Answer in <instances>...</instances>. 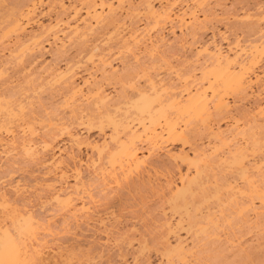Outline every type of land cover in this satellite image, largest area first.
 <instances>
[{
	"label": "bare ground",
	"instance_id": "obj_1",
	"mask_svg": "<svg viewBox=\"0 0 264 264\" xmlns=\"http://www.w3.org/2000/svg\"><path fill=\"white\" fill-rule=\"evenodd\" d=\"M136 1H138L137 4H135ZM183 1L182 0H135V1L134 0H0V6L1 8L4 9L3 12L5 11L4 13H2L0 10L2 16H4L2 17L0 15L2 17V19L0 17L1 19L0 23L3 20H5L3 21L4 23L6 22L5 27L3 23L0 24L1 25L0 32L2 30L5 31L4 29L6 28L8 30V31L6 30L7 32L5 31L6 32L5 36L3 34L2 35L0 34L1 35L0 39L1 37L2 39H4L6 35L8 37H11L9 36L11 34L14 35L13 36L14 38L11 37L14 40L13 42H10V43L6 42L5 47L3 46L4 44L3 43L1 45L3 46V48H1L0 46L1 48L0 50H2L3 52V53L2 52L0 53L1 54L0 55V78L1 77L3 78L6 74L9 73L8 72L10 71L9 65L14 64V62H16L15 60L21 63V67L23 64H27V66H24L23 68L20 69V70L23 69L22 73H26V77L25 76L24 77L27 81L23 80L21 83L19 81L20 84L15 81V83H17V86H15L14 84L12 85L11 82H9V77H8L9 75H7L8 77V78L6 77L7 79L5 78L3 79L4 81L1 79L3 83L1 82L2 84L0 87L7 85L6 83H9L12 85L11 87L12 90L10 89L11 94L8 96L4 97V95L0 94V115H2L0 116L2 117L0 119V145L5 146V147L8 146L7 148L10 149V152L12 151L13 153H15L14 151H17L21 153L20 156L17 154L18 157L15 153L16 155L15 157L19 158L23 156V158H25L24 160L29 159L31 161V164H35V165L36 163H38L37 165H40L41 166L40 168L42 170H45L44 172L42 171L45 176V177L43 176L44 179L43 178H41V180L39 179L40 183L43 182L42 183L43 185L42 184L40 185L42 187L41 189H44L49 192V199L44 200V201L48 202L49 200V202L46 203L47 205L51 203L52 201L51 207L53 208V204L55 205L54 206L56 209L55 213L57 214H55L54 211L51 210L52 208L51 209L48 208L49 209L48 212L52 211L49 213H52V214L54 213L53 214L54 217L59 216L61 218L60 221H62L61 222L62 224L63 223L65 224L66 222V225H67V221H71V222L73 221L75 223H77L80 220L81 221L84 220L83 222H85V220L87 221L88 219L86 216L88 215L86 214L90 213L87 207L89 206L87 202L91 201V200L89 201L87 200L93 195L95 196V197L93 196L92 198L93 200L94 198L98 197V195L100 196L102 194H103L102 195V198H103L104 195L106 194L105 192L109 191V193H111L110 191L111 189L113 191V188H119V190L123 188V191L125 189H127L128 191H132L133 189L134 191V189L136 188V190L139 191V188L142 187L141 186L142 182H144L143 178L145 177H143V175H140L141 177L137 176V177H140V179L130 181L129 176L133 175L132 171L139 169V166H141V163L143 162L141 160H143L144 158L142 157L143 159H141L140 152L143 151L145 147L143 145L144 147L143 148L140 145V143L145 144L146 150L148 151L150 155L151 153L153 154V152L155 153V151L161 150L162 148L161 146L166 144V142H169V144L180 143L182 146L183 145L185 146V143L187 142L192 143V145L189 143V145H191L189 149L192 150L190 152V155L187 154L188 152L187 153L183 152L181 147L178 151H175V152L168 151V150H167L168 152L167 151L165 152L166 153L165 159L167 158L168 164L164 166L166 161L164 163L162 161L163 164L161 163L162 164L161 167L163 166L165 168L163 169V172L165 170L167 177H165L166 179L164 180L165 182L163 181L164 182L163 185H161V183L158 182V180L157 182L160 184L159 185H157L156 183L155 184L157 185L158 188L160 186L159 188L160 190H161V186H163L162 189H166V193L169 196L165 195L164 193L165 191L162 192V190L160 191L161 194L160 193L159 194L166 196L167 200L169 199V201L167 202L166 200H164L165 199L164 197L163 200L161 201L163 203L164 201L167 202L165 203V205L167 204L169 210L166 208L167 206L166 207L164 206L166 208L165 210L163 209L164 211H161V210L158 211V212L161 211L160 214H158L160 216H157L158 217L157 219L155 218L156 216H154L156 220L154 221L155 224L153 222V225L155 226V227L153 226V228L154 230H156L155 231L156 237H153L151 235L149 237H153L154 239L152 238V240L154 241L156 240V241L151 242V240H149V244L151 243V246H149L148 243L144 241L145 240L144 236H142L143 242L141 238H138V239H141V241H138V239L135 238L139 243V244L138 243L136 244V246H138V248H136L132 242L134 241V239L131 241L132 238H130L129 235H126L129 237V239H127V244L129 245V247L133 245L137 249V252L135 251L136 249L133 250L135 251L137 255V256L133 255L134 258H138V256L141 257L142 255H144L145 251L147 252L150 250V248L152 249L153 247H156L157 249L155 250L154 248L153 250L161 251L158 253L162 258H164L163 262L164 263L166 262L165 264L167 263L175 264V261L176 263L178 261L179 264L180 263L189 264V258L192 256L194 249L198 247L202 248L206 244L207 246L206 245L205 246L207 248L206 247L204 248L208 249L206 251L209 252V249L212 248V246L210 245V243H212L211 241L219 242L220 240L226 239L227 243L228 242L230 243V241H228L229 238H227L229 237V235H227V237L225 236L226 237L225 239H222L219 236V234L217 235L216 233L218 229L220 228V225L218 222L220 220L224 221L225 218H226L225 221L228 219L227 216L229 213L227 212V209L225 208L226 204L228 205L227 206L228 208L233 207V209L236 212L238 211L239 213L238 215L242 216L241 213L246 214L245 216L243 214L245 218L242 216L245 220H246V216L247 218L249 216L247 214H250L248 213L249 211L254 213V215H251V217L254 216L253 219L256 218L255 220H257L259 213L256 212L257 208L254 207L253 202L255 200L256 201L258 200L259 202V205H257L258 207L257 210L264 209V96H263L264 89L262 88L263 86L260 83L261 82L260 78L262 74L261 76H259L260 74L258 75L257 73L253 72L254 68H256L257 64H259V61L263 60L261 59V57H263L264 55V3L262 2L263 4H260V2H258V3L252 4V6L255 5L254 6L256 9L255 13L254 14L248 13L249 16L252 15L250 17L251 19L247 21L248 23L244 25L242 23V26H238L240 28L237 27L239 29L240 35H237L238 33L237 34L235 33L234 37L235 36L237 37H235L232 41L225 40L226 42L227 41L229 42V43L225 42V46L227 44V47L225 48V47H222V45H220L221 43L219 44V42L218 43L216 42L217 40H215L213 31L210 37H208L209 38L208 40H202L203 38L202 39L195 38L199 36L198 34L204 33L202 31H205V28L208 26V24L211 23L210 16L212 15V11L214 10V9L212 10L211 8L213 7L216 8V6L214 5H217L219 12L222 13L221 14L222 16L226 14H230L229 13L230 9H227L228 6L225 7V5H227V3L225 4V0H217L216 3L218 4L212 3L214 5L213 7L210 5L211 6L210 10H209L210 6L207 5L208 10L205 12H203L202 9L206 10L205 8L207 7L205 6V8H203L202 6L201 8L200 5H203V4L206 5L205 3L208 0H191L193 2L195 1L196 6L198 5L201 8L200 9L202 12V13L200 12L201 14L198 12H197L198 14L194 12L196 8L195 9L193 8V11L188 10L187 8L185 9L178 8L177 10L176 7H179L177 6L178 5L177 3L180 2L179 4H181ZM203 1H205V3H203ZM211 1L215 2L216 0L215 1L211 0ZM247 1L244 0L242 2H239V1L238 2L248 3ZM155 2L156 3L158 2L157 4L158 6H156ZM195 2H194V5H195ZM198 2H200L201 4ZM44 5H46L45 6L46 9H44L45 12L48 11L50 14L51 12H53V16L49 17L47 22L45 21L46 24H43L36 19L37 10L41 9L39 7H43ZM174 7L176 8L177 12L176 11L174 12L175 10ZM251 10L252 11H248V12H253V9ZM45 12L44 13L42 12V15H41L42 17H45L43 16V15H46ZM207 12L211 13V15H209V13L207 14ZM215 12H213V14ZM38 13L39 14L37 18H40L39 10H38ZM50 14H47V15L50 16ZM248 15L246 14L243 17L244 18L245 16L249 17ZM208 19H209V22H207ZM139 20H141L143 23L141 27L138 26V22L141 23ZM206 22L208 23L207 26H206ZM226 23H227V20H226ZM151 25L153 28L152 30H154V32H152L151 35L149 34L147 35L146 32L148 30L146 29ZM229 26L230 25H228V27ZM2 27H4V29H2ZM33 27H35V29ZM234 27L236 28V24ZM231 29L233 28L231 27ZM233 30H236V29H233ZM221 34H224L222 36H225V32L224 33L221 32ZM241 34H243V36L245 37H243ZM219 36H220V31H219ZM227 36L228 35L226 34L225 36L226 39L229 37ZM239 36H242V38H245V40L241 38L239 39ZM107 37L110 39L112 38L111 40L113 42L114 41L116 42V43L114 42L115 43L114 46L120 47L119 50L123 48L125 50L124 51L122 49L123 52H126V51L129 52V53L126 52L128 53V56H129L127 57V59H130L132 62L130 64V60L127 61L126 57H125V61L129 62L130 66H133L134 64L133 70H134L135 75L132 74L133 75L132 76L131 73H128L130 70L128 68L129 70L128 72H126V76L128 77L129 75L130 77L127 78L124 75L125 78L128 79V80L126 79L127 81H125L124 76L123 77L119 76L120 72H118V69L116 68L117 66H114L112 64L111 62L112 60H110L108 56L106 58V55H108L106 54L107 52L104 53L105 50L99 49V47L102 46L100 42L103 40L106 41L105 39ZM220 38L222 37L220 36ZM225 38H222V39H225ZM222 39L221 41H224ZM108 41L109 42H106V43H108L110 45L109 47L112 48L113 45L110 44V40ZM176 45L179 48H177ZM114 46L113 48H115ZM174 46H176L175 48H177V51L178 49L180 50V52H178V56L180 53V60H181V56H183L184 54V53L183 54L181 53V49L186 48L185 50L187 51V52L185 51L187 54L186 53L184 54V57L182 58L180 62L178 59L176 64H173V62L171 63L172 67H170V69H174V71L172 70L174 78L172 77L168 79H163V78L159 79L158 77V79H156L155 76H157V74H155V76L153 75L154 78L151 76L152 74L149 75L150 72L148 74L147 67L151 66L154 68L155 66H157L156 63H155V66H153L152 64L151 65L148 64L147 67L146 66L144 67L143 65H147V64H144L143 62L142 66L146 69V71L142 73L143 71L142 69L144 68L141 67V64H140V67L142 69L139 67L141 69L139 70L141 72L139 70L137 72L138 68L136 67L139 66V64L137 63H139L138 61H140V59H143L141 58V56L143 57L145 54V58H146V55H147L149 57V59H147L148 61H150V57H152L151 61L153 60V63H154L153 56L154 54H156L158 49L165 47V51L167 50L170 51L169 54H171L172 56V53L175 54ZM75 47H79L77 48L78 52L76 51L77 54H75L78 57L79 61H81L79 59L81 57L82 58L84 57V60H86V58L87 60H89L90 66L88 68L86 66V69H85V67L82 66L83 64H80L79 61L73 58L75 60L74 62V60L70 56L71 59H68V60L66 59L64 61L65 64L63 68L56 66L57 64H54L56 67L54 66L52 68H49L50 66L48 65L49 67L47 66V68L43 69V71H42L41 65H39L41 66L40 68L39 66H37L38 70L36 69L35 63L37 59H39L43 55V53H49L52 56V58H55L53 60L55 61L57 60V57L62 58V56L68 54L69 51H71ZM108 48L106 50H111L110 48L109 49ZM82 53H84V56H79V55H82ZM157 54H156L155 60L159 58V56L157 57ZM125 56H127V54ZM171 56H169L168 59ZM24 57L30 58V60H26L25 61L26 63H24L23 62V60L25 59ZM114 58L116 59L117 57H115L114 55ZM84 60H82V62H84ZM125 61L123 62L126 63ZM133 61H135V63H133ZM18 62L17 64H19ZM123 62L119 64L121 65ZM75 64L76 66L77 65L82 66L83 70L85 69L83 71L85 73L84 74L85 76L80 77L78 73L73 70L77 68L75 67ZM135 64L138 66L135 67ZM163 64L167 65V63H163ZM130 66L126 65V67H130ZM151 67L149 68L151 69ZM39 69L41 71H39ZM120 70L121 68L119 67V71ZM131 71L132 70H130V72ZM151 71H154V70H151ZM145 72H147L148 78L146 77ZM143 74L145 76H142ZM139 75H141V77ZM263 75H264V72H263ZM42 76H45V77L42 78ZM138 76L140 78L143 77V82H145L146 87L144 85L142 86L139 84H138L139 87H136L138 83V78H139ZM97 78H99L100 80H98ZM14 79L15 78H13V80ZM102 80L104 81L110 80L112 83H113L112 80L114 81L117 80L118 82L124 81L125 83L127 82V84H129V85H126L125 88H129V86H131L130 89L132 87L135 89V94H133V97L135 98L133 99H136V101L132 100V102L134 103L132 104L133 111L131 113H128L127 111L124 112V110L122 113L120 112L121 110L120 106H122L121 104H125V105L126 103L129 104V101H130L129 98L130 97L132 98V96L130 97L126 96L125 88H124L125 93H122L123 91L120 92L121 94L119 93V91L118 92L115 91L114 94L108 93L104 90L105 88H103V85L101 84ZM23 82L25 84H27V82L28 83L31 82L30 84L32 85H30V88L28 86L26 88L27 90L28 89L30 90L33 84H34V87L36 86V88H38L37 86H40L39 89L41 88L42 90H43L42 85L44 86V84H46L45 86L47 85L52 86L51 88H54L55 92L58 95L59 94L62 95L64 101L63 100L61 101L64 102V104L66 105L65 108H67L68 117L73 116L71 117V118H74V119H71L73 121H68L69 120L68 117H66V119L68 120L65 121L64 116H63L64 118L62 117H60V119L56 118L57 121H53L56 119H54V117L52 116L51 118L53 119L52 121H50L51 119L50 120L49 118H47L48 120L46 119L48 115L47 114L45 119L47 120L48 123L50 122L52 125L50 124L49 125L50 128L48 129L46 128V126L48 127L47 123H46V126H43L41 124L42 127L38 130V128H36L35 127L36 125L34 124L37 122L38 120L37 118H39L37 115H40V114H37L35 117L36 110H35V113H33L34 107L31 106L33 110H29L27 113H24L22 106L20 105L17 106L16 104L17 106L16 109L14 108V106H11V104L14 105L13 104L14 102L10 101L12 99H9V98L13 97L16 94L15 91L18 90V86L22 85ZM36 83H38V85ZM123 85L125 86V84ZM115 87H116V84H115ZM140 87H143V88L145 87V88L141 89ZM20 88L21 86H19V89ZM51 88H50V91H52ZM133 88H132V91H134ZM24 89H25V86H24ZM54 89L52 91L53 93L50 92L48 94L51 95L52 93L53 95ZM4 90L3 92H5ZM26 92L25 94L27 95L29 91L27 93ZM58 95L56 96L59 98H62L61 96H58ZM231 95L235 99L233 104L231 102L232 105H235V104L240 105L239 102L241 100L244 101L246 97L248 98L252 96L253 98L252 101L254 102H252L253 104L252 107L251 105H249L251 109L247 107L246 109L245 106H243L245 109H243L242 107L241 108L243 111L244 110L245 111L244 113L243 112L241 113L240 110L239 112L237 111L239 107H237V109L236 107H233V106H232L233 108L229 107L228 100ZM23 97L24 96L22 94L21 98ZM62 104L63 103H61V105ZM125 105L123 107H126ZM11 108L12 109L14 108V110H12ZM45 108L44 110H46ZM230 108H232V110ZM41 111L43 110L41 109ZM223 111L226 112L230 116H233L232 113H241L240 119H236L240 121L238 123L233 122V121L228 122V124L224 123L226 125V126H223L224 128H221L220 125H214V123H212V120L214 119V117H215L214 121L217 119L216 117L218 118L220 117L219 119L221 121L223 120L222 118L224 117H225L224 119H228L226 118L227 114H225L226 116H222L224 114ZM126 112L128 114H126ZM245 112H247V114H245ZM113 113H116V114L120 113L119 114L120 116L124 114L125 115L121 116L120 118V116L116 114H114L113 116ZM44 114H45V111H44ZM243 114L244 116H242ZM248 114L251 115L250 117L251 119L249 118L250 115L248 116V119H247ZM238 116L234 115V117H237V118ZM245 117L247 121L245 120ZM231 119L232 117H230V120ZM241 119L243 120V123H241L242 125H239V123L242 122ZM52 122H55V123H52ZM218 123L220 124V122H217L216 124ZM73 125L74 126L76 125L77 128L79 127L78 125H80L81 131H78V132L75 131L77 128L75 129ZM45 128H46V131L44 132L43 130ZM15 131L17 132L21 131V134L24 136L23 137L22 135L19 136L20 133L19 132H18L19 134L17 132L14 133ZM39 131L43 132L44 134L40 133V135H38ZM81 132L84 133L85 136ZM92 132L95 135H97V138L93 139L92 138L93 136L91 137ZM2 133L6 135H10V137L12 136L11 139L8 138L9 141L7 140V142H3L6 140H4V138L1 137L3 135ZM16 134L21 138L20 140H18L19 137L18 138L14 137V135ZM204 134L209 139L212 140V141L211 140L209 141V145L207 144L208 141L205 143L207 144V146L204 144H201V142L203 141L202 139L205 137ZM202 135H203V138L201 139L200 137H202ZM237 136L238 137L246 136V139L244 140L243 139L244 137H243L242 138L243 142H241L242 139L240 137L238 139V140L241 139L240 142L239 141L235 142ZM5 138L7 139V136ZM61 142L63 144L65 143V147L60 149L58 148V143H61ZM81 148L89 150L90 151L89 153H91L90 155L95 157L94 159L93 158L91 159L90 157H89L90 159L86 158L88 159L87 160L88 163L87 161L85 162L87 163V165L89 164L88 168H91V171H87V174L85 171H84L85 174L82 172V170L84 169L82 165H84V163L82 164L81 162L82 161L80 159L81 155L79 154L80 156L79 157L78 153L76 154V152L81 151ZM55 150L57 154L54 153ZM43 152H47V154H49L48 152H52V154L50 153L51 156L47 155L48 158L45 159L47 156L45 157L46 154L44 153L45 158L43 157L44 158L43 159L42 158L43 155H41L43 154ZM23 158H20L19 160L22 162ZM16 159L15 160L12 159V160L16 161ZM12 160L11 162H13ZM19 160L18 162L17 161L16 162L19 163ZM175 161L179 162L180 165H183V166L185 165L186 167L184 169H181L179 164L178 165L176 164L173 167L174 163H177ZM171 162H174L173 165L171 164ZM219 163L227 164V167L226 165H223L224 169H223V166L220 164L223 170H227V171L222 170L223 172L221 175L225 174V172L228 173V171L229 173L224 175L225 178L224 176L222 177L219 176L220 175L219 174L218 175L219 178L221 177L222 179L212 177L211 178L213 181L212 182L206 176V173L209 172L210 169L215 171L217 169L216 166H218L217 164ZM212 165L213 166L215 165L214 167L216 169H213ZM150 167H148L149 170H147L146 168L145 172L147 174L149 171H152L151 169L152 167L151 168ZM157 168L155 169L157 170ZM7 169H6V173L8 177L9 172H7L8 171ZM84 170H87V168H85ZM220 171L216 173H221ZM69 172H71V174H69ZM31 175H33V173ZM68 175L69 176L72 175L73 178L72 177L70 178L71 180L73 179L74 181L72 184L63 186L62 184H66L65 182H67L66 180L67 178H69ZM163 175L165 174L162 173V177ZM214 176H217V175H214ZM172 177H173V180H175L174 177L176 178V181H178V184H175L174 183L175 181L174 182L172 181ZM233 177H237L238 180H241L243 184L242 185L241 183L239 184L240 181L236 184L237 181L235 180L234 182L233 179L235 178ZM213 179L215 180L217 179V181H214ZM218 180H221V181L219 182ZM153 182H155V180ZM144 183L147 186V182H144ZM91 184L94 186L93 188H89L91 187L90 186ZM0 186L4 187L5 185L4 186L0 185ZM36 186L39 187L38 185ZM12 187H14L13 184H12ZM150 187H152L153 189L154 185ZM220 187L225 188V190L223 189V191H226L224 193L227 194V195L225 194L226 195L225 199L221 198V197H224L225 195L223 194L224 195L223 196L222 192H220L222 191L220 190ZM142 188H146V187H142ZM158 188L156 189V192H159ZM20 189L18 191L16 189H15L16 191L14 189L12 190L15 191V194L20 196V194H18ZM90 189H93V190H90ZM8 191L6 190L5 192V190L0 189V264H90L89 260L85 261L83 259L86 253L82 257L83 263H81L82 260L79 254L83 255V252L79 251L78 249H77L78 251L76 250V248H78L79 245L75 248V250H76V254L77 252H80L78 254L80 259H78V255L76 256V254L74 253L75 252L74 249H72L75 246L74 247L71 246L72 248L70 251H69L70 247H68L69 245L68 246L60 245L63 249V250L61 249L62 251H64L66 247L69 248L65 250L64 252L59 251V248H61L60 246H57L58 250H55L56 247L53 248L51 246L52 243L49 244L50 241L48 239V236L50 237L51 236L50 233L52 232L51 231L47 235V233L50 231L49 229H46L48 228L47 226L49 225V223L47 222V226H46L45 224L46 222L45 223L43 222L45 220L44 219L42 221L44 225H42L41 223L42 219H40L42 216L41 217L38 216L39 218L37 217V215H39L40 212L34 215L32 209H31L32 211L31 212L24 207L25 204H26V207L28 206L25 200H23L24 203L23 201L22 202L18 201L17 199L18 196L15 194L13 195L14 198L11 196H8L7 195ZM92 191H93V195L90 196L89 193L92 194ZM10 192H12L13 194V191H10ZM125 193H128V192L125 191ZM84 195L87 196V199H84ZM157 197H159V195H157ZM20 199H23V198H20ZM96 199L94 201H96ZM211 199L214 201L217 200L218 205L220 204L219 202H223L224 206L222 205L223 204L222 203L221 207L222 208L224 207L226 211H224V208H223V211L220 209L219 210L220 212L219 211L217 213L214 212L215 214L219 216L215 215L213 211L211 212V210H207L204 213H200L201 212L200 210L202 208H200L198 212V208L200 206L202 207L201 203H206L209 200L211 202H214ZM44 201L41 199V202L39 201V203H42ZM224 201H226V203ZM46 204H42L41 207L46 208L43 206ZM159 205L156 204L155 209ZM206 206H208V204ZM166 212H169V214H167ZM226 212L228 214H226ZM49 213H46V214L48 215ZM58 213L61 216L58 215ZM174 214H177V217L175 216L176 217V218L174 217L175 220L172 221V216H174ZM42 218H44V215ZM96 218H97V215H96ZM244 219H242L243 221L242 220L241 221L244 222ZM248 219L249 221L248 222L245 221L244 222L245 224L247 223L249 224L250 221L252 222L254 221L253 219L252 220H250V218ZM100 221L102 223V220ZM73 222L71 224L72 226H73ZM80 223L81 222H79V224ZM226 225H229V223ZM104 226H103V230L105 233L107 231V227L105 228ZM50 227L51 226H49V228ZM60 227L62 226L60 225ZM252 227L253 226H251V229ZM75 228L76 227H74V229ZM256 228L254 230H256ZM151 229H149V231ZM73 231L70 230L69 232H73ZM180 232L185 233L186 235H188L189 238H191L192 240L191 245L190 243L188 245L187 243L188 241L186 237L183 238L180 236L181 234ZM54 233H55V230H54ZM54 233L52 234L55 235ZM117 234H118V231H117ZM123 234L124 233L119 234L120 240H122L121 238H123ZM104 235L108 236L106 235V233ZM261 235L262 234L258 236L259 238L256 237L257 241L260 240ZM218 236L219 238H221L220 240ZM116 237H113V238H116ZM262 238H264V236H262ZM262 238L261 240H263ZM110 239H107V240L110 241ZM46 240L48 243L46 242ZM115 240L116 242L118 241L117 239ZM207 240H208V243L205 242ZM106 241L104 240V242ZM220 242H223V241H220ZM229 243L225 244L224 242L223 244H225V246L228 245L227 247L231 251L233 247H232V243L230 244ZM261 243L262 242H260V245H262ZM107 244H103V246L104 245L108 246ZM223 244H220V245L224 247ZM252 244H253V241H252ZM208 245H210L211 248H208L210 247ZM227 247L224 248L225 250L224 249L223 250L226 251L227 249L228 251L229 249ZM217 248L221 249L222 247L220 246ZM236 248L239 249L240 247H236ZM260 248H263V247H260ZM79 249L81 250V247ZM202 249L201 250H199V248L197 249L198 253L199 251H201L199 253L201 254V256L204 254V251H205V249L204 251ZM99 253H101V250ZM97 256L98 255H96V257ZM75 257H77V259L80 262H78V260L75 261L76 259ZM249 257H250V254H249ZM85 258L87 257L85 256ZM147 259L144 258V261L141 260L142 262H137V259H134L136 261H133V262L134 264H137V263L152 264L150 260L148 261ZM90 260H93V259H90ZM192 263L193 262H190V264ZM196 263H197V260H196ZM157 264H162V262L161 263L157 262Z\"/></svg>",
	"mask_w": 264,
	"mask_h": 264
},
{
	"label": "rangeland",
	"instance_id": "obj_2",
	"mask_svg": "<svg viewBox=\"0 0 264 264\" xmlns=\"http://www.w3.org/2000/svg\"><path fill=\"white\" fill-rule=\"evenodd\" d=\"M135 1V0H134ZM183 1V0H182ZM186 1V2H185ZM215 1V0H214ZM227 1V2H226ZM242 2V1H244V0H225V4L227 3V5H225V7H227L228 6V8L227 9H230L229 11H227V12H229L230 14H226V15H224V16H222L221 14L222 13H220L219 12V9H218V7H217V5H214L216 2H217V0L215 1V2H213V1H211V0H208V1H206V3H205V1H203V3H205L206 5H204L203 3V5H200L201 3L200 2H198V3H200L199 5L201 6V8H202V6H203V8H205V6L207 7V8H205L206 10H204V9H202L203 10V12H205V11H207L208 10V6L207 5H211L212 7H213V5L214 6H216V8L215 7H213V8H211V6L209 7V10H210V8L213 10L212 11V15H211V13H209V12H207V14L209 13V15H211L210 16V24H208L207 22H209V19H208V21L206 22V26H207V24H208V26L205 28V31H202V32H204V33H200V34H198L199 36L198 37H195V38H203L202 40H208L209 38L208 37H210V35L212 34V31L214 32V37H215V40H217L216 42L218 43L219 42V44L220 45H222V47H227V44H226V46H225V40H228V41H232L235 37H237V36H235L234 37V35H235V33L237 34V35H240V33H239V29L238 28H240V27H238V26H242V23H243V25L244 24H246V23H248L247 21L249 20V19H251L250 17L252 16H249L248 15V13H255V5H253L252 6V4L254 3H258V2H260V4H263L264 3V0H245V1H247L248 3H239V2ZM137 2L138 1H136L135 2V4H137ZM191 2V3H190ZM195 2V1H194ZM194 2L193 1H191V0H188V2H187V0H184L181 4H179V3H177L178 5L177 6H179V7H176L177 8V10H178V8L179 9H185V8H187L188 10H191V11H193V8L195 9V13H200L201 12V8L197 5L196 6V2H195V5H194ZM229 2V3H228ZM234 2V3H233ZM263 2V3H262ZM156 3V2H155ZM184 3H186V4H188V5H186V4H184ZM193 3V4H192ZM197 3V4H198ZM212 3H214V4H212ZM233 3V4H232ZM158 4V2L156 3V6H158L157 5ZM184 4V5H183ZM216 4H218V3H216ZM231 4H232V6H231ZM243 4V5H242ZM247 4V5H246ZM182 5V6H181ZM242 7H241V6ZM46 5H44L43 7H39V8H41V9H38L39 11H40V18H37L38 17V10H37V17H36V19L39 21V22H41V23H43V24H46V22L48 21V19H49V17H52L53 16V12H51V14L48 12V11H46L45 12V10L44 9H46V7H45ZM181 6V7H180ZM186 6V7H185ZM189 8H188V7ZM248 6L249 7V9H248V7L246 8V7ZM0 8H1V6H0ZM175 8V7H174ZM176 8H175V10H174V12L176 11L177 12V10H176ZM192 8V9H191ZM244 10H243V9ZM246 8V9H245ZM243 11H241V10ZM248 9V10H247ZM251 9H253V12H248V11H252ZM1 10V12L2 13H4L3 12V8H1L0 9ZM215 10H216V12H215ZM240 10V11H239ZM247 10V11H246ZM44 13H46V15H43V16H45V17H42L41 15H42V12ZM1 12H0V15L2 16V14H1ZM211 12V11H210ZM213 12H215L214 14H213ZM217 12H218V14H220V15H218L217 14ZM197 13V14H198ZM202 13V12H201ZM200 13V14H201ZM47 14H50V16L49 15H47ZM248 15L249 17H247V16H245V18L243 17L244 15ZM5 15V14H4ZM208 15V16H209ZM218 15V16H217ZM0 16V17H1ZM214 16V17H213ZM217 16V17H216ZM226 16V17H225ZM2 17H4V16H2ZM2 17H1V19H2ZM213 17V18H212ZM228 17V18H227ZM247 17V18H246ZM225 18V19H224ZM0 19V20H1ZM221 19H223V20H221ZM213 20V21H212ZM215 20V21H214ZM221 20V21H220ZM226 20H227V23H226ZM231 22H230V21ZM3 21H5V20H3ZM3 21H1V23L0 24H2L3 23V25H4V27H5V24H6V22L4 23ZM46 21V22H45ZM141 23H139L138 22V26L139 27H141L142 25H143V23H142V21L141 20H139ZM223 22V23H222ZM241 22V23H240ZM232 23V24H231ZM239 23V24H238ZM235 24H236V28L234 27L235 26ZM2 25V26H3ZM210 25V26H209ZM228 25H230L229 27H228ZM211 26H213V27H211ZM263 26V25H262ZM4 27H2V29H4ZM150 27V28H149ZM146 30H150L149 32L147 31L146 33H147V35L149 34V35H151L152 34V32H154V30H152L153 28H152V25L151 26H149ZM209 27V28H208ZM226 27V28H225ZM231 27L233 28V29H236V30H233V29H231ZM238 27V28H237ZM0 28H1V25H0ZM34 29H35V27H33ZM214 29V30H213ZM217 29V30H216ZM228 29H230V30H228ZM5 31L7 30V28L6 29H4ZM204 30V29H203ZM225 30V31H224ZM1 31L0 32V34L2 35H4L5 36V34H6V32L8 31ZM218 31V32H217ZM219 31H220V36L222 37V38H225V36H226V34L229 36H227L228 38L226 39H222V38H220V36H219ZM231 31V32H230ZM236 31H238V32H236ZM5 32V33H4ZM221 32H225V36H222V35H224V34H221ZM231 34H230V33ZM234 32V33H233ZM216 33V34H215ZM230 35H229V34ZM11 34V33H10ZM202 34V35H201ZM0 35V36H1ZM8 35H9V33H8ZM242 36H243V34H241ZM9 36H11V37H13L14 35L13 34H11V35H9ZM233 38H232V37ZM242 36H239V39L241 38V39H243V40H245V38H242ZM11 37H8L7 35H6V37L5 38H7V39H2V37H1V39H0V46L3 44V46L5 47V45H6V42H13L14 40H13V38H11ZM243 37H245V36H243ZM10 38V39H9ZM108 38V37H107ZM107 38L105 39L106 41H101L100 43L102 44V46H100L99 47V49H101V50H105L104 51V53H106V54H108V55H106V58H107V56H108V58L110 59V60H112L111 62H112V64L114 65V66H117L116 68L118 69V72H120L119 73V76H126V72H128V70L130 69V70H132L131 72H130V70H129V72L128 73H131V75L133 74V75H135L134 74V64H133V66H130V64H131V60L130 59H127V57H129L128 56V51H126V52H128V53H126V52H123L122 51V49L123 48H121V50H119V48L120 47H118V46H114V44L116 43L115 41V43L110 39V38H108V40H110V44L111 45H113L115 48H113V46H112V48H110L109 46V44L108 43H106V42H109L108 40H107ZM232 38V39H231ZM221 39L222 40H224V41H221ZM231 39V40H230ZM2 40V41H1ZM7 40V41H6ZM11 40V41H10ZM115 40V39H114ZM243 40H242V42H243ZM111 41H112V43H111ZM227 41V42H228ZM102 42H104V43H102ZM226 42V43H227ZM9 43H7V44H9ZM105 43H106V45H105ZM229 43V42H228ZM179 45V44H178ZM3 46H1V48H3ZM177 46V45H176ZM176 46H174V48L176 47ZM102 47V48H101ZM110 48L111 50H106L107 48ZM0 48V49H1ZM77 48H79V47H75L74 49H76V50H74V49H72L71 51H69V53L68 54H66V55H64V56H62V58L61 57H57V60H55V61H53L55 58H52V56L49 54V53H43V55L39 58V59H37V61H36V63H35V67H36V69L38 70V68H37V66H39V65H41V66H39V68L41 67L42 68V71H43V69H45V68H47V66L49 67V68H52V67H54L55 65L54 64H57L56 66H58V67H61V68H63L64 67V64H65V60L67 59H76L77 61H79L78 60V57L75 55V54H77V52H78V50H77ZM108 48V49H109ZM163 48H164V50H163ZM163 48H160V49H158V50H160V51H158L157 50V52H156V54H157V57L159 56V58H157L156 60H155V57H156V54H154V63H153V60L151 61V58L152 57H150V61H148L147 59H149V57L146 55V58H145V54H144V56L142 57L141 56V58H143V59H140V61H138L139 63H137V64H139V66L138 65H136L135 64V67L136 66H138V67H136V68H138L137 69V72H138V70L141 68V67H147L148 66V64L149 65H153V66H155V63L157 64V66H155L154 68L157 70H155L153 67H151V66H149V67H151V69L149 68V67H147L148 68V74H149V72H150V74L149 75H151L153 78H154V76H155V74H157V76H155L156 77V79H158V77H159V79H161V78H163V79H168V78H174V76H173V72H172V70L174 71V69H170V67H172V62H173V64H176V62H177V60L179 59V62L182 60V58L184 57V54L187 52L184 48H182L181 49V53L183 54V56H181V60H180V53H179V56H178V52H180V50L178 49V51H177V48H179L178 46H177V48H175V50H174V52H175V54L174 53H172V56H171V54H169V52L170 51H165V47H163ZM224 48V49H225ZM74 50V51H73ZM119 50V51H118ZM124 50V49H123ZM162 50V51H161ZM77 51V52H76ZM112 51V52H111ZM116 51V52H115ZM125 51V50H124ZM184 51V52H183ZM186 51V52H185ZM2 52V50H0V53ZM110 52V53H109ZM161 52V53H160ZM166 52H167V54L169 55V56H171L169 59H168V55L166 54ZM173 52V51H172ZM3 53V52H2ZM125 53V54H124ZM165 53V54H164ZM176 53H177V55H176ZM127 54V56H125ZM181 54V55H182ZM187 54V53H186ZM1 55V54H0ZM72 55H73V57H72ZM112 55H113V57H112ZM114 55H115V57H117L116 59L114 58ZM116 55H118V56H116ZM70 56H71V58H70ZM75 56V57H74ZM79 56H84V53H82V55H79ZM166 56V57H165ZM168 56V57H167ZM69 57V58H68ZM125 57H126V60L128 61V60H130V64H129V62H126L125 61ZM148 57V58H147ZM25 58V57H24ZM23 58V59H24ZM27 58V57H26ZM24 59L23 60V62L24 63H26L25 61L26 60H30V58H27V59ZM85 58H86V56H85ZM145 58V59H144ZM177 58V59H176ZM59 59V60H58ZM73 59V60H74ZM81 61H79L80 62V64H83L82 66L83 67H85V69H86V66H87V68L90 66V62H89V60H87V58H86V60H84V57L82 58H79ZM120 59V60H119ZM124 59V60H123ZM172 59V60H171ZM261 59H263V60H260L259 61V64H257V66H256V68H254V73H257L259 76H261V74H262V76H261V85L263 86L262 88L264 89V75H263V72H264V55H263V57H261ZM82 60H84V62H82ZM121 60H123V61H125L126 63H124L123 61H121ZM142 60H144V61H142ZM146 60H147V62H146ZM176 60V61H175ZM16 62H14V64H12V65H9V70L11 71H8L9 73L8 74H6L3 78L1 77L0 78V86H1V84L3 83V79L5 78V79H7L8 77H9V82H11L12 83V85L14 84L15 86H17V83H15V81L16 82H18L19 83V81H20V83L23 81V80H25V81H27L26 79H25V77H26V73H22V71H23V69L22 70H20L21 68H23L24 66H27V64H23L22 65V67H21V63H19L17 60H15ZM88 61V62H87ZM115 61V62H114ZM142 61V62H141ZM158 61H160V62H158ZM164 61V62H163ZM170 61V62H169ZM262 61V62H261ZM17 62L19 63V64H17ZM28 62V61H27ZM74 62H75V60H74ZM82 62V63H81ZM121 62H123L121 65L119 64V63H121ZM144 62V64H147V65H143L142 66V63ZM146 62V63H145ZM152 62V63H151ZM178 62V63H179ZM42 63V64H41ZM49 63V64H48ZM87 63V64H86ZM128 63V64H127ZM133 63H135V61H133ZM162 65H161V64ZM163 63H167V65H168V67H167V65L166 64H163ZM16 64V65H15ZM52 64V65H51ZM140 64H141V67H140ZM46 65V66H45ZM85 65V66H84ZM126 65L127 66H130V67H126ZM164 65V66H163ZM55 66V67H56ZM82 66H76V64H75V67H77V68H75V69H73L75 72H77L78 73V75L80 76V77H82V76H85L84 74V70H83V67ZM161 68H160V67ZM175 66V65H174ZM263 66V67H262ZM16 67V68H15ZM18 67V68H17ZM119 67L121 68V70L119 71ZM123 67H125V68H123ZM140 67V68H139ZM143 67V68H144ZM15 68V69H14ZM81 68V69H80ZM123 68V69H122ZM129 68V69H128ZM168 68V69H167ZM259 68V69H258ZM78 69V70H77ZM80 69V70H79ZM142 69V68H141ZM140 69V70H141ZM24 70H26V69H24ZM139 70V71H140ZM143 71H142V73L144 72V71H146V69L144 68V69H142ZM150 70V71H149ZM151 70H154V71H151ZM161 70V71H160ZM39 71H41L40 69H39ZM169 71V72H168ZM20 72V73H19ZM24 72H26V71H24ZM135 72H136V70H135ZM141 72V71H140ZM172 72V73H171ZM80 73V74H79ZM127 73V74H128ZM154 73V74H153ZM172 74V76H171V74ZM14 76H13V75ZM16 74V75H15ZM25 74V75H24ZM145 74H146V77L148 78V74H147V72H145ZM159 74V75H158ZM166 74V75H165ZM7 75H9L8 77H7ZM23 75V76H22ZM45 75V74H44ZM132 75V76H133ZM154 75V76H153ZM22 76V77H21ZM25 76V77H24ZM125 76H124V78H125ZM131 76V77H132ZM140 77H141V75H139ZM138 76V77H139ZM142 76H145L144 74L142 75ZM170 76V77H169ZM7 77V78H6ZM17 77V78H16ZM22 79H21V78ZM43 77H45V76H42V78ZM98 77H100V76H98ZM127 77V76H126ZM130 76L128 75V77L127 78H129ZM138 78V83H137V85H136V87H139V85H146L145 84V82H143V77L142 78ZM150 77V76H149ZM167 77V78H166ZM13 78H15L14 80H13ZM24 78V79H23ZM127 78H125V81H127L128 79ZM146 78V79H147ZM3 81H2V80ZM20 79V80H19ZM98 80H100L99 78H97ZM127 79V80H126ZM145 79V80H146ZM10 80H12V81H10ZM140 80V81H139ZM6 81V80H5ZM113 81V83L110 81V80H106V81H104V80H102V82H101V84L103 85V88H105L104 90L106 91V92H108V93H113L114 94V92L116 91V92H118L119 91V93L120 92H122V93H125V91H126V96H128V97H130V96H132V98L130 97L129 98V104L128 103H126V105L125 104H121L122 106H120L121 107V110H120V112L122 113L123 112V110H124V112L125 111H127L128 113H131L132 111H133V107H132V104L134 103V102H132V100L134 101H136V99H133V98H135V97H133V94H135V89L133 88V90L134 91H132V88L130 89V87L131 86H129V88H125L126 87V85H129V84H127V82L125 83L124 81L123 82H118L117 80H112ZM118 82V84H119V86H118V84H117V82ZM2 82V83H1ZM14 82V83H13ZM111 82V83H110ZM19 83V84H20ZM31 83V82H30ZM30 83H28L27 82V84H25L24 82H23V84L22 85H19V86H21V88L19 89V86H18V90H16L15 91V97L13 96V97H10L9 99H12V100H10V101H12V102H14L13 104L14 105H12L11 104V102H10V104H11V106H14V108L16 109V107L18 106V105H20V106H22L23 107V112L24 113H27L29 110H33L34 109V112L33 113H35V110H36V113H35V117H36V115L37 114H40V115H37L39 118H37L38 120H37V122L34 124V125H36L35 127L36 128H38V130L42 127L41 126V124L43 125V126H46V123L48 124V127L46 126V128H50L49 127V125L51 124L50 122L48 123L47 122V118H49V120L50 121H52V119L53 118H51L52 116L54 117V119H60V117H62V118H64L65 117V121H67L68 119V121H73V120H71V119H74V118H71V117H73V116H69L68 117V114H67V108H65V104H64V102H62L61 100H63L64 101V99H63V97H62V95H58L56 92H55V89L54 88H51L52 86H49V85H47V86H45L46 84H44V86L42 85V88H43V90L40 88L39 89V87L40 86H37L38 88H36V86L34 87V84H33V88L31 87V89L29 90H27L26 88L29 86V88H30V85H32V84H30ZM125 84V86L123 85V84ZM7 85H4V86H2V87H0V94L1 95H4V97L5 96H8V95H10L11 94V90H12V85L11 84H9V83H6ZM37 85H38V83H36ZM109 84V85H108ZM115 84H116V87H115ZM139 84V85H138ZM10 87H9V86ZM25 86V89H24V86ZM104 85H105V87H104ZM124 86V87H123ZM23 87V88H22ZM112 87H114V88H112ZM128 87V86H127ZM146 87V86H145ZM144 87V88H145ZM5 90H4V89ZM44 88H46V89H44ZM50 88H51V90L53 91V89H54V94L52 95V91H50ZM123 88V89H122ZM124 88H125V91H124ZM141 89H144L143 87H140ZM11 89V90H10ZM22 89H24V90H22ZM3 90L5 91V92H3ZM26 90H27V92H26ZM32 90H33V92H32ZM21 91H23V92H21ZM132 91V92H131ZM5 93V94H3V93ZM19 92H21V93H19ZM25 92L27 93V95L25 94ZM35 92V93H34ZM42 92H43V94H42ZM50 92H52L51 93V95L50 94H48V93H50ZM134 92V93H133ZM6 93H7V95H6ZM55 93H56V95H58V96H61L62 98H59V97H57L56 95H55ZM58 93H60V92H58ZM118 93V94H119ZM131 93V94H130ZM14 94V93H13ZM23 94V98H21V95ZM30 94V95H29ZM33 94V95H32ZM116 94V93H115ZM117 94V95H118ZM121 94V93H120ZM128 94V95H127ZM32 95V96H31ZM50 95V96H49ZM28 96H30V97H28ZM55 96H56V98H55ZM264 96V95H263ZM27 97V98H26ZM37 97V98H36ZM54 97V98H53ZM227 97H228V95H227ZM251 97V98H250ZM250 97H246V101L244 100V101H240L239 102V104L240 105H236L235 103H237V102H235L234 104L236 105H232L233 104V102L235 101V99L233 98V96L231 95L230 97H229V100H228V102H229V107H236V109H237V107H239V109H237V111L239 112V110H240V112L242 113H244V111L242 110V108L243 109H245L246 107L247 108H250L251 109V107H252V102H254V101H252V96H250ZM18 98V99H17ZM52 98V99H51ZM8 99V100H9ZM19 100L20 101V103H19V101H17V100ZM27 100V101H26ZM37 100V101H36ZM21 101H25L24 103L23 102H21ZM29 101V102H28ZM63 103L62 105H61V103ZM231 102H232V104H231ZM22 103V104H21ZM33 103H34V105H33ZM16 104H17V106H16ZM32 104V105H31ZM54 104V105H53ZM36 105H37V107H36ZM56 105V106H55ZM60 107H59V106ZM126 106V107H123V106ZM249 105H251V107L249 106ZM34 107L33 109H32V107ZM62 106V107H61ZM243 106H245V108L243 107ZM39 107H40V109H39ZM46 107V108H45ZM49 107V108H48ZM232 107V108H233ZM242 107V108H241ZM14 108L12 109V110H14ZM44 108L46 109V110H44ZM232 108H230L231 110H232ZM246 108V109H247ZM41 109L43 110V111H41ZM51 109V110H50ZM120 109V108H119ZM250 109H248V110H250ZM39 110V111H38ZM48 110V111H47ZM60 110V111H59ZM44 111H45V114H44ZM62 111V112H61ZM64 111V112H63ZM66 111V112H65ZM42 112V113H41ZM48 112V113H47ZM60 112V113H59ZM118 112H119V110H118ZM126 112V114H128ZM224 112V111H223ZM241 113H232V115L233 116H230V115H228L226 112H224V114L222 115V116H226L225 114H227V116H226V118H228V119H224V118H222L223 120L221 121L218 117H216L217 119V122H220V124L218 123V124H216L217 122H216V120L214 121V119H215V117H214V119L212 120V123H214V125H220L221 126V128H224L223 126H226L225 124L227 123L228 124V122H239L240 120H236V119H240V115H241ZM44 115V116H42V115ZM48 114V115H47ZM51 114V115H50ZM59 114H61V115H59ZM63 114H65V115H63ZM67 114V115H66ZM114 114H116V113H113V116H114ZM120 114V113H119ZM118 113L116 114V115H118V116H120ZM124 114V113H123ZM239 116H238V115ZM245 114H247V112H245ZM34 115V114H33ZM46 115H47V117H46ZM50 115V116H49ZM125 115V114H124ZM124 115H121V116H124ZM234 115H236V116H238V118L237 117H234ZM250 114H248L247 115V119H248V116H249ZM0 116H2V115H0ZM41 116V117H40ZM58 116V117H57ZM64 116V117H63ZM121 116H120V118H121ZM228 116H230V117H232V119L230 120V117H228ZM242 116H244V114L242 115ZM246 116V115H245ZM3 117H4V115H3ZM45 117H46V119H45ZM66 117H68V119H66ZM251 117V115L249 116V118ZM2 117H0V119H1ZM243 118V117H242ZM40 119V120H39ZM45 119V120H44ZM57 119L56 120H53V121H57ZM244 119V118H243ZM251 119V118H250ZM63 120V119H62ZM219 120V121H218ZM227 120H229V121H227ZM242 120V119H241ZM245 120H246V117H245ZM64 121V120H63ZM64 121V122H65ZM214 121V122H213ZM247 121V120H246ZM216 122V123H215ZM52 123H55V122H52ZM225 123V124H224ZM241 123H243V120H242V122H240L239 123V125H242ZM45 124V125H44ZM78 124V123H77ZM76 124V125H77ZM52 125V124H51ZM76 125L74 126L75 127V129L77 128L76 127ZM14 126V125H13ZM79 127L75 130V131H81V127H80V125H78ZM46 128L43 130L44 132L46 131ZM47 129V130H48ZM79 129V130H78ZM107 130V129H106ZM17 131H15L14 133H16ZM20 134H19V133ZM17 133L19 134V136H21L22 134H21V131H18ZM83 132V131H82ZM81 132V133H82ZM40 133L41 134H44L43 132H41V131H39L38 132V135H40ZM96 133V132H95ZM3 134V135H2ZM1 135V137L2 138H4V140H6V141H3V142H7V140H8V138H10L11 139V137H10V135H6V134H4V133H2ZM83 135H84V133H82ZM4 136V137H3ZM7 136V139L5 138ZM9 136V137H8ZM17 134L16 135H14V137H19ZM24 135H22V137H23ZM85 136V135H84ZM93 136V137H92ZM204 138H203V135H202V137H200L202 140V142H201V144H204V145H206L207 146V144L209 145V141L211 140V139H209L205 134H204ZM91 137L93 138V139H95V138H97V135H95L93 132H92V134H91ZM206 137H207V139H209V140H207L206 139ZM241 137V136H240ZM240 137H236V140H235V142H240V140L243 138L244 140L246 139V136H243V137H241V139L240 140H238ZM21 138L19 137V139L18 140H20ZM196 139V138H195ZM206 139V140H205ZM243 139L241 140V142H243ZM3 140V139H2ZM9 141V140H8ZM208 141V143L207 144H205L206 142ZM212 141V140H211ZM234 142V141H233ZM62 143V142H61ZM61 143H58V148H64L65 147V143L62 145ZM189 143L190 142H187V143H185V146L183 147L180 143H177V144H169V142H166V144H164V145H162L161 147V150H158V151H155V153L153 152V154L151 153V155L148 153V151L146 150V146H145V144L144 143H140V145L143 147V145H144V149H145V151H144V149H143V151H141L140 153H141V159H143V160H141V161H143L142 163H141V166H139V169H137V170H135V171H132V173H133V175H130L129 177H130V181H133V180H138V179H140V175H143V177H145V178H143V181L144 182H147V186H146V184L144 183V182H142V184H141V186L142 187H146V188H142V187H140L139 188V191H137L136 190V188L134 189V191H133V189H132V191H128L127 189H125L124 191H123V188H121L120 190H122V191H120L119 190V188H113V191H112V189H111V193H109V191H107V192H105L106 194L104 195V197L102 198V195H98V197L100 198H98V197H96V198H98V199H96V198H94V200L96 199V201H94L92 198H93V191H92V194L91 193H89L90 194V196L91 195H93V196H91L90 198H88V200L87 201H89V200H91L90 202H87L88 203V205L89 206H87L88 207V210H89V212L90 213H88V214H86V215H88V216H86L87 217V221L85 220V222H83L84 220H80V221H78L77 223L79 224V222H81L79 225L77 224V223H75V222H73V226L74 227H76L75 229H74V227L71 225L72 224V222L71 221H67V225H69V226H67L66 225V222H65V224L63 223H61L62 221H60L61 220V218L59 217V216H55L54 217V213H55V211H56V209H55V205L53 204V208L51 207V204H52V201H51V203H49L48 205L46 204V203H48L49 202V200H48V202L47 201H44V200H47V199H49V192L48 191H46V190H44V189H41L42 187L40 186L42 183H40L39 181L41 180V178H43L44 179V171L45 170H42L40 167V165H37L38 163H36V165L35 164H31V161L29 160V159H27V160H24L25 158H23V156H21V157H19V158H17L18 157V155L20 156L21 155V153H19V152H17V151H14L15 153H16V155H17V157H15L16 155H15V153H13L12 151L10 152V149L9 148H7L8 146H2V145H0V185H5L4 187H5V189H4V187H2V186H0V189H3V190H5V192H6V190L8 191L9 189V191L7 192V195L8 196H11V197H13L14 198V194H15V191L17 190H19L20 188L22 189H20V191H19V193L18 194H20V196L19 195H17V194H15V195H17L18 197H17V199H18V201H23V200H25V202H27V204H28V206L26 207V204L24 205V207L26 208V209H28L29 211H31V209H32V211H33V214L34 215H36V214H38V212H40L41 213V215H40V213H39V215H37V217L39 216V217H43V215H44V218H40V219H42L41 220V223H42V225H44V223L46 224V226H47V222L49 223V225L47 226L48 228H46L45 226V228L46 229H49L50 231L47 233V235L50 233L51 234V236L49 237L48 236V239H49V244L50 243H52L51 244V246L53 247V248H55V250H58V247L57 246H68V247H70V249L69 248H67L66 247V249L65 250H67V249H69V251L71 250V246H75L74 248H72V249H74V253L76 254V250L78 249L79 251H82L83 252V255H81V254H79L80 252H77V254H76V256L79 254L80 255V258H81V260H82V257L85 255V253H86V257L87 258H85V256L83 257V259L85 260V261H90V264H93L94 262L96 263V264H134V262L133 261H136V260H134V259H137V262H142V261H144V258H148L147 260L149 261L150 260V262L152 263V264H157V262L158 263H161L162 262V264L164 263L163 261H164V258H162L160 255H159V253L158 252H161V251H155L157 248L156 247H153L152 249L150 248V250L149 251H145L144 252V255H140L141 257H139L138 256V258H134V256L133 255H136V253H135V251L137 252V249L136 248H138V246H136V244L138 243V241H141V239H142V242H143V237L142 236H144L145 237V240L144 241H146L147 243H148V245L149 246H151V243L149 244V240H151V242L152 241H154V240H152V238L153 237H156V230H154V228H153V222L158 218L157 216H160V215H158V214H160V212L161 211H164L166 208L168 209V206H167V204L165 205V203H167L168 201H169V199L167 200L166 199V196H164V195H160L161 194V190H162V192H164L165 193V195H167V196H169L167 193H166V189H162L163 188V186H161V190L159 189L160 188V186H159V188L157 187V185H159L160 183H161V185H163V183L165 182L164 180L166 179L165 177H167L166 175V172H165V170H164V172H163V169H165L163 166V168L161 167V165L166 161V163L164 164V166H166L168 163H167V158L165 159V157H166V151L168 150V151H178L179 149H180V147L182 148V150H183V152H185V153H187L188 155H190V152L192 151V150H190L189 149V147L192 145V143H190L191 145H189ZM55 145H57V144H55ZM139 145V146H140ZM187 145V146H186ZM63 146V147H62ZM140 146V147H141ZM164 146V147H163ZM175 146V147H174ZM178 147V148H177ZM6 148V149H5ZM164 148V149H163ZM8 149V150H7ZM189 150V151H188ZM167 151V152H168ZM80 152V153H79ZM90 151L89 150H87V149H84V148H81V151H78V152H76V154L78 153V156H79V154L81 155V157H80V159L82 160L81 162H82V164L84 163V165H82V167L85 169V168H87V170H82V172L85 174V172H86V174H87V171H91V168H88V165H87V163H88V159H94L95 157H93V156H91L90 154L91 153H89ZM40 153H42V152H40ZM46 155H45V154ZM49 154L51 153L52 154V152H48ZM54 153H56V150L54 151ZM89 153V154H88ZM9 154V155H8ZM11 154H12V156H11ZM49 154H47V152H43V154H41V155H43L42 156V158L44 157V155H45V157L48 155V156H51V154L49 155ZM57 154V153H56ZM149 154V155H148ZM158 154V155H157ZM41 155H39V156H41ZM87 155V156H86ZM143 155V156H142ZM148 155V156H147ZM152 155H154V156H152ZM13 156H14V158H13ZM48 156L45 158V159H47L48 158ZM146 158H145V157ZM90 157V158H89ZM143 157V158H142ZM164 157V158H163ZM17 158V159H16ZM20 158H23L22 159V162L19 160ZM41 158V159H42ZM43 158V159H44ZM86 158H88V159H86ZM15 160L16 159V161L18 162V160H19V163H17L16 161H13V160ZM42 159V160H43ZM86 159V160H85ZM11 160L13 161V162H11ZM24 160V161H23ZM26 161H27V163H26ZM85 161H87V163L85 162ZM162 161H163V163H162ZM160 162V163H159ZM169 162V161H168ZM175 162H177V161H175ZM10 163H12V164H10ZM15 163V164H14ZM35 163V162H34ZM144 163V164H143ZM149 163H151V164H149ZM153 163V164H152ZM159 163V164H158ZM162 163V164H161ZM173 163L174 162H171V164L173 165ZM22 164V165H21ZM146 164H148V165H146ZM159 166H158V165ZM170 164V163H169ZM178 165L179 164V162H177V163H174V165H173V167L175 166V165ZM223 166V165H226V167H227V164H223V163H219V164H217L218 166H216V168L212 165V167H213V169H216L215 171L214 170H211L210 169V171L209 172H207L206 173V176L210 179V181H212V177H215V178H218V179H220L222 176H224L225 174H228L229 173V171H228V173L227 172H225V174H223V175H221L222 174V172L223 171H227V170H223L224 169V166H223V169H222V167H221V165ZM32 165V166H31ZM146 165V166H145ZM220 165V166H219ZM15 166V167H14ZM33 166H35V167H33ZM85 166V167H84ZM152 168H151V167ZM154 166V167H153ZM156 166V167H155ZM179 166H180V168L181 169H184L186 166L184 165H180L179 164ZM9 167V168H8ZM71 167V166H70ZM148 167H150L151 169H152V171H149L148 172V174L145 172L146 171V168H147V170H149V168ZM157 167H159V168H157ZM170 167H171V165H170ZM225 167V168H226ZM8 168V169H7ZM40 168V169H39ZM43 168V167H42ZM141 168V169H140ZM144 168V169H143ZM155 168H157V170L155 169ZM221 168V169H220ZM4 169V170H3ZM6 169L8 170L7 172H9L8 173V177H7V173H6ZM34 169V170H33ZM36 169V170H35ZM44 169V168H43ZM153 169H155V170H153ZM160 169V170H159ZM221 171H220V170ZM228 169V168H227ZM141 172H140V171ZM144 170V171H143ZM159 170V171H158ZM162 170V171H161ZM223 170V171H222ZM11 171V172H10ZM13 171V172H12ZM43 171V172H42ZM85 171V172H84ZM142 171H143V173H142ZM154 171V172H153ZM160 171H161V173H160ZM221 172V173H216V172ZM139 172V173H138ZM151 172V173H150ZM156 172V173H155ZM213 172V173H212ZM30 173V174H29ZM33 173V175H31ZM43 175H42V174ZM131 173V174H132ZM137 173H138V175H137ZM144 173H145V175H144ZM155 175H154V174ZM162 173L163 174H165V175H163V177H162ZM5 176H4V175ZM11 174V175H10ZM69 174H71V172H69ZM84 174H82V175H84ZM152 174V175H151ZM208 174V175H207ZM220 174V175H219ZM13 175V176H12ZM38 175V176H37ZM42 175V176H41ZM205 175V174H204ZM213 175V176H212ZM214 175H217V176H214ZM221 176L220 178H219V176ZM12 178H11V177ZM44 176V177H43ZM87 176V175H86ZM135 176H136V178H135ZM137 176H140V177H137ZM153 176V177H152ZM155 176V177H154ZM158 176V177H157ZM33 177V178H32ZM39 177V178H38ZM68 177L69 178H67V182H65L66 184H62L63 186L65 185H69V184H72L73 183V179L71 180V178L70 177H72V175H68ZM84 177V176H83ZM38 178V179H37ZM73 178V177H72ZM131 178H132V180H131ZM133 178H135V179H133ZM157 178H159V179H157ZM162 178H163V180H162ZM224 178H225V176H224ZM233 178H235V179H233ZM232 179H233V181L235 182V180L237 181L236 182V184L239 182V184L241 183V185L243 184L242 182H241V180H238V178L237 177H233ZM237 178V179H236ZM34 179H36V180H34ZM40 179V180H39ZM42 179V180H43ZM174 179L175 180H173V177H172V181L175 183V184H178V181H176V178L174 177ZM222 179V178H221ZM231 179V180H232ZM240 179V178H239ZM33 180V181H32ZM146 180V181H145ZM155 180V182H153ZM157 180H158V182H160V183H158L157 182ZM160 180V181H159ZM214 181H217V179L215 180V179H213ZM4 181V182H3ZM153 183H152V182ZM164 181V182H163ZM219 182L221 181V180H218ZM14 182V183H13ZM21 182V183H20ZM213 182V181H212ZM10 183H11V185H10ZM33 183V184H32ZM92 183V182H91ZM157 185H156V184ZM8 186H7V185ZM12 184H13V186L15 187L16 185V187L14 188V187H12ZM24 184V185H23ZM93 184V183H92ZM90 185L91 187H89V188H93L94 186L93 185ZM154 185V190L152 189V187H150V186H153ZM219 184H221V183H219ZM238 184V185H239ZM36 185H38L39 187H37ZM43 185V184H42ZM155 185H156V187H155ZM240 185V186H241ZM19 186V187H18ZM27 186H29V187H27ZM72 186V185H71ZM7 187H9V188H7ZM36 187V188H35ZM68 187V186H67ZM70 187V186H69ZM138 187V186H137ZM7 188V189H6ZM18 188V189H17ZM149 188V189H148ZM159 189V192H156V189ZM12 189H16L15 191L14 190H12ZM115 189V190H114ZM142 189V190H141ZM223 189L225 190V188L224 187H220V190H222V191H220V192H222V195L224 194H226V193H224V192H226V191H223ZM38 190V191H37ZM39 190H41V191H43V192H41V191H39ZM90 190H93V189H90ZM118 190H119V192H118ZM141 190V191H140ZM154 192H153V191ZM10 191H13V194H12V192H10ZM23 191H25V192H23ZM125 191L126 192H128V193H125ZM9 192H10V194H9ZM41 192V193H40ZM46 192V193H45ZM47 192H48V194H47ZM122 192V193H121ZM130 192V193H129ZM148 192V193H147ZM22 193V194H21ZM28 193V194H27ZM33 195H32V194ZM160 193V194H159ZM163 193V194H164ZM25 194V195H24ZM39 194H41V195H39ZM159 195V197H157V195ZM47 195V196H46ZM96 195V194H95ZM106 195H107V197H106ZM156 195V196H155ZM223 195V196H224ZM227 195V194H226ZM226 195L224 196V197H221L222 199L224 198L225 199V197H226ZM38 198H37V197ZM43 196V197H42ZM48 197V198H46V197ZM97 196V195H96ZM23 198V199H20V198ZM95 197V196H94ZM165 197V199L164 200H166L167 202H165L164 201V203L163 202H161L162 200H163V198ZM15 198H16V196H15ZM39 198H40V200H39ZM160 200H159V199ZM168 198V197H167ZM41 199L44 201V202H42V203H39V201L41 202ZM84 199H87V196L86 195H84ZM213 199V198H212ZM211 199V200H212ZM39 200V201H38ZM84 201H86V200H84ZM212 201H214V200H212ZM215 201H217V200H215ZM211 202L210 200L208 201V202H206L207 204H208V206H206L207 204L206 203H201V205H202V207L200 206L199 208H198V212H199V210H200V208H202L200 211V213H204V212H206L207 210H211V212L213 211V213L215 212V213H217L220 209L223 211V208L221 207L222 205L224 206V203L223 202H219L220 204V206L218 205V201L217 202ZM29 202V203H28ZM161 202V203H160ZM225 203H226V201H224ZM23 203H24V201H23ZM92 203V204H91ZM159 203H160V205H159ZM214 205H213V204ZM223 203V204H222ZM254 203V207H256L257 209H258V207H257V205H259V202H258V200L256 201H254L253 202ZM42 204H46V205H43L44 207H46V208H42L41 206H42ZM156 204L157 205H159L158 207H160V208H156L155 209V207H156ZM164 204V205H163ZM203 204H204V206H203ZM222 204V205H221ZM229 204V203H228ZM31 205V206H30ZM212 205V206H211ZM256 205V206H255ZM166 208H165V207ZM206 206V207H205ZM211 206V207H210ZM216 206V207H215ZM228 205L226 204V209H227V212L229 213H227L226 212V214H228V216L230 217V219H229V217L227 216V218L229 219H227L226 221H225V219H224V221H225V223H224V221H222V220H220L218 223H219V225H220V228L218 229V231L216 232L217 233V235L219 234V236L222 238V239H225L226 237H227V235H229V237H227V238H229V240L228 241H230V243H232V249H231V251H230V249L227 247L228 245H226L225 246V244H228L227 243V240L225 241V240H220L221 238H219V236H218V238H219V240L220 241H223V242H220V244H223L224 242H225V244H223L224 245V247L222 246V245H220L219 244V242H213V241H211L212 243H210V245L212 246V248H211V246L210 245H208V246H210V247H208V248H211V249H209V252H207L206 250H208V249H206L207 247V245L205 246L204 245V247H206V248H204V247H202V248H200V247H198L199 248V250H203L204 251V249H205V251H204V254L201 256V254H199L201 251H199V253H198V248H196V249H194V251H193V253H192V256L189 258V264H190V262H193L192 264H201V262H202V264H264V238H262V236H264V223H263V221H264V209H259L260 210V212H259V210H257L256 209V212H258L259 213V215H258V217H257V220H255V219H253L254 218V216H252L251 217V215H254V213L253 212H251V211H249L248 213H250V214H247V215H249L248 216V218H250V220H254L253 222L252 221H250V225L247 223L248 221H249V219L247 218V216H246V220L244 219L245 217V215L246 214H244V216H243V214L241 213V215L244 217H242V216H240V215H238L239 213H238V211L236 212L234 209H233V207L231 208L230 206V208H228L227 207ZM38 207V208H37ZM92 207V208H91ZM161 207H162V209H161ZM213 207V208H212ZM30 208V209H29ZM51 209V210H53L54 211V213L52 214V213H49V212H52V211H49L48 212V210L49 209ZM204 208V209H203ZM219 208V209H218ZM224 208V211H226V209ZM46 209V210H45ZM55 209V210H54ZM92 209V210H91ZM164 209V210H163ZM229 209V210H228ZM159 210H161L160 212H158ZM169 210V209H168ZM204 210V211H203ZM232 210H234V211H232ZM237 210V209H236ZM31 211V212H32ZM36 211V212H35ZM167 211V210H166ZM221 211V212H222ZM45 212V213H44ZM99 214H98V213ZM220 212V211H219ZM46 213H49L48 215L46 214ZM167 214H169V212H166ZM214 213V214H215ZM224 213V212H223ZM251 213H253V214H251ZM261 213V214H260ZM52 214V215H51ZM55 214H57V213H55ZM92 214V215H91ZM236 214V215H235ZM51 215V216H50ZM58 215H60L59 213H58ZM96 215H97V218H96ZM98 215H99V217H98ZM171 215V214H170ZM215 215H217V214H215ZM238 215V216H237ZM61 216V215H60ZM89 216H91V217H89ZM154 216H156L155 218H154ZM169 216V215H168ZM177 217V214H174V216H172V221H174L175 220V218ZM217 216H219V215H217ZM237 216V217H236ZM38 217V218H39ZM54 217V218H53ZM175 217V218H174ZM226 217V216H225ZM241 217H242V219H244V222L245 221H247L246 223L247 224H245L244 222H242L243 220L241 219ZM260 217V218H259ZM60 218V219H59ZM102 218V219H101ZM236 218V219H235ZM46 219H48V220H45ZM97 219V220H96ZM104 219V220H103ZM108 219V220H107ZM248 219V220H247ZM263 219V220H262ZM44 220V221H43ZM100 220H102V223H101V221ZM242 220V221H241ZM44 223H43V222ZM90 221V222H89ZM92 221V222H91ZM98 221V222H97ZM99 221H100V223H99ZM227 221H229V222H227ZM240 221V222H239ZM113 222V223H112ZM262 222V223H261ZM61 223V224H60ZM104 223V224H103ZM229 223V225H226V224H228ZM231 223V224H230ZM235 223V224H234ZM240 223H244L243 225L242 224H240ZM62 226V227H60V225ZM85 224V225H84ZM87 224V225H86ZM101 224V225H100ZM112 224V225H111ZM154 224H155V222H154ZM226 225V227H225V225ZM238 224V225H237ZM53 225V226H52ZM65 225V226H64ZM79 227H77V226ZM81 225V226H80ZM106 228L107 227V231L105 232L106 233V235H108V236H105L104 234V230H103V226ZM239 227H237V226ZM245 225V226H244ZM255 225V226H254ZM49 226H51L50 228H49ZM68 228H67V227ZM100 226V227H99ZM250 228H248V227ZM251 226H253L252 227V229H251ZM53 227H55V228H53ZM112 227V228H111ZM152 229H151V228ZM155 227V226H154ZM230 227H232V228H230ZM235 227V228H234ZM237 227V228H236ZM257 227V228H256ZM71 228V229H70ZM104 228V229H105ZM114 228V229H113ZM224 228H226V229H224ZM245 228V229H244ZM256 228V230H254ZM66 229H68V230H66ZM84 229V230H83ZM102 229V230H101ZM109 229V230H108ZM149 229H151L150 231H149ZM224 229V230H223ZM228 229H230V230H228ZM54 230H55V233H54ZM70 230H74L73 232H69ZM96 230V231H95ZM220 230V231H219ZM238 230V231H237ZM243 230V231H242ZM250 230V231H249ZM259 230V231H258ZM48 231V230H47ZM94 231V232H93ZM117 231H118V234H117ZM120 231H121V233H120ZM124 231H126V232H124ZM155 232V233H153V232ZM222 231H224V232H222ZM230 231H231V233H230ZM67 232V233H66ZM76 232V233H75ZM116 232V233H115ZM236 232V233H235ZM247 232V233H246ZM250 232V233H249ZM52 233H54L55 235H53ZM65 233V234H64ZM70 233V234H69ZM101 233V234H100ZM122 233H124L123 234V238H121L122 240H120V237H119V234H122ZM129 233V234H128ZM181 233V232H180ZM228 233V234H227ZM234 233V234H233ZM239 233V234H238ZM241 233V234H240ZM248 233H249V235H248ZM258 233H260V234H262L261 235V237H260V240L259 241H257V238L256 237H258L260 234H258ZM66 234H68V235H66ZM115 234V235H114ZM131 234V235H130ZM154 234H155V236H154ZM223 236H222V235ZM254 234H256V235H254ZM258 234V235H257ZM75 235V236H74ZM101 235H103V236H105V237H103V236H101ZM118 235V236H117ZM126 235H129V237L130 238H132L131 239V241L134 239V241H132L133 242V245L136 247H134L133 245L131 246V247H129V245L127 244V239H129V237L128 236H126ZM132 235H134V236H132ZM148 235V236H147ZM153 236V237H149V236ZM246 235V236H245ZM73 236H74V238H73ZM110 236H112V237H110ZM119 238H117V237ZM121 236V235H120ZM141 236V237H140ZM147 236V237H146ZM180 236L181 237H183V238H187V243H188V245H189V243H190V245H191V238H189L188 237V235H186L185 233H181L180 234ZM226 236V237H225ZM238 236V237H237ZM240 236V237H239ZM245 236V237H244ZM251 236H253V237H255V238H253V237H251ZM113 237H116V238H113ZM224 237V238H223ZM230 237H231V239H230ZM76 238V239H75ZM111 238V239H110ZM138 239V238H141V239H138V241L136 240V239ZM147 238V239H146ZM259 238V237H258ZM261 238L263 239V240H261ZM47 239V238H46ZM51 239H53V240H51ZM75 239V240H74ZM107 239H110V241L109 240H107ZM115 239H117L118 241L116 242V240ZM154 239V238H153ZM156 239V238H155ZM244 240V242H243V240ZM245 239H247V240H245ZM253 239V240H252ZM104 240L106 241V242H104ZM113 240V241H112ZM115 240V241H114ZM172 240V239H171ZM170 240V241H171ZM253 241V244H252V241ZM256 240V241H255ZM121 241V242H120ZM156 241V240H155ZM154 241V242H155ZM210 241V240H209ZM233 241V242H232ZM239 241V242H238ZM242 241V242H241ZM248 241V242H247ZM46 242H47V240H46ZM96 242H98V243H96ZM107 242H108V244H107ZM205 242H207L208 243V240L207 241H205ZM234 242H236V243H234ZM251 242V243H250ZM259 243V245H260V242H262L261 244L262 245H258V243ZM48 243V242H47ZM122 243V244H121ZM125 243V244H124ZM141 243V242H140ZM213 243H214V245H213ZM218 243V244H217ZM229 243V244H230ZM237 243H238V245H237ZM243 243V244H242ZM59 244V245H58ZM62 244H64V245H62ZM66 244V245H65ZM76 244V245H75ZM103 244H107L108 246H106V245H104L103 246ZM139 244V243H138ZM215 244H216V246H215ZM248 244V245H247ZM251 244V245H250ZM79 245V247L78 248H76L77 246ZM99 245H100V247H99ZM102 245V246H101ZM128 245V246H127ZM243 247H242V246ZM256 245H257V247H256ZM47 246H49V245H47ZM60 246V247H61ZM96 246H97V248H96ZM116 246V247H115ZM122 246V247H121ZM222 247L221 249L220 248H217V247ZM235 246V247H234ZM250 248H249V247ZM259 246V247H258ZM51 247V248H52ZM81 247V250L79 249ZM115 247V248H114ZM128 247V248H127ZM214 247V248H213ZM228 248L229 250L227 251V249H226V251H224L225 249L224 248ZM229 247H231V246H229ZM236 247H240L241 248V250H240V248L238 249V248H236ZM248 247V248H247ZM255 247V248H254ZM260 247H263V248H260ZM63 248H65V247H63ZM75 248H76V250H75ZM85 248V249H84ZM102 248V249H101ZM134 248V249H133ZM155 248V250H153ZM216 248V249H215ZM62 249V247L61 248H59V251H62L61 250ZM89 249V250H88ZM93 249H94V251H96V252H94L93 251ZM97 249V250H96ZM101 250V253H99L100 252V250ZM136 249V250H135ZM159 249V248H158ZM215 249V250H214ZM217 249H218V251L219 252H221V253H219L218 251H217ZM224 249V250H223ZM243 249V250H242ZM248 251H247V250ZM253 249V250H252ZM64 250V251H65ZM77 250V251H78ZM84 250V251H83ZM133 250H135V251H133ZM160 250V249H159ZM235 250V251H234ZM256 250V251H255ZM64 251H62V252H64ZM89 253H88V252ZM93 251V252H92ZM99 251V252H98ZM202 251V252H203ZM237 251V252H236ZM91 252V253H90ZM208 254H207V253ZM247 253V254H245V253ZM88 253V254H87ZM206 253V254H205ZM240 253V254H239ZM261 253H263V254H261ZM75 254H74V256H75ZM91 254V255H90ZM101 254V255H100ZM147 254V255H146ZM161 254V253H160ZM194 254V255H193ZM249 254H250V257H249ZM79 255H78V259H80L79 258ZM90 255V256H89ZM96 255H98L97 257H96ZM146 255V256H145ZM200 255V256H199ZM93 256V257H92ZM122 256V257H121ZM133 256V257H132ZM137 256V255H136ZM144 256V257H143ZM196 258H195V257ZM208 256V257H207ZM92 257V258H91ZM99 257V258H98ZM76 259H75V261H77L78 259H77V257H75ZM94 258H96V259H94ZM122 258V259H121ZM205 258V259H204ZM87 259V260H86ZM90 259H93V260H90ZM202 261H201V260ZM97 260V261H96ZM140 260V261H139ZM142 260V261H141ZM196 260H197V263H196ZM199 260H200V262H199ZM92 261H93V263H92ZM132 261V262H131ZM195 261V262H194ZM78 262H80L79 260H78ZM98 262V263H97ZM137 262H135V263H137ZM81 263H83V260H82V262ZM87 263H89V262H87ZM94 263V264H95ZM166 263V262H165ZM164 263V264H165ZM137 264H140V263H137ZM168 264V263H167ZM175 264H179V262L177 261V263H176V261H175ZM181 264V263H180ZM188 264V263H187Z\"/></svg>",
	"mask_w": 264,
	"mask_h": 264
}]
</instances>
